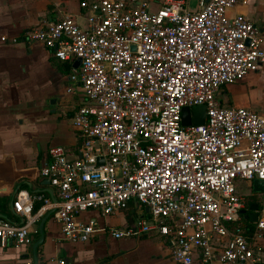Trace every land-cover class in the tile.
Returning <instances> with one entry per match:
<instances>
[{
	"label": "built area",
	"instance_id": "1",
	"mask_svg": "<svg viewBox=\"0 0 264 264\" xmlns=\"http://www.w3.org/2000/svg\"><path fill=\"white\" fill-rule=\"evenodd\" d=\"M238 1L81 0L84 26L68 13L23 31L24 41L79 61L71 79L84 101L72 121L82 145L73 159L48 148L40 173L57 198L34 211L42 196L18 191L19 220L0 217L1 247L32 244L47 211L64 240L90 241L98 228L80 215L108 216L135 200L147 216L112 237H162L175 264H264V114L217 96L264 65V24L229 15ZM197 104L203 123L183 126L182 109ZM255 179L263 187L248 226L237 182Z\"/></svg>",
	"mask_w": 264,
	"mask_h": 264
},
{
	"label": "crops",
	"instance_id": "2",
	"mask_svg": "<svg viewBox=\"0 0 264 264\" xmlns=\"http://www.w3.org/2000/svg\"><path fill=\"white\" fill-rule=\"evenodd\" d=\"M80 1L0 0V217L19 220L11 202L20 190L42 196L43 200L35 201L34 211L44 200H56L54 188L40 173L49 147H64L70 159L79 155L82 141L72 119L84 96L79 84L71 79L78 65L56 58L53 49L40 42L24 41L22 33L68 13L84 26ZM236 13L261 26L264 0H239L228 11L229 15ZM13 38L18 42L13 43ZM263 70L264 65L241 83L256 78ZM241 83L224 88L227 102L252 108L247 97L237 96L244 89ZM249 185L253 187V183ZM259 192L251 191L249 195ZM252 203L249 200V211L244 210V216L248 217ZM147 214L148 210L135 200L108 216L88 210L80 217L94 220L98 231L90 241L73 243L63 239L60 226L47 211L34 222L32 244L0 246V264H35V259L38 264H58L59 260L64 264H175L170 243L162 237L114 238L109 234L111 228L123 229L137 216ZM41 234L43 240L35 247ZM261 244L264 261V240ZM193 264L201 263L196 260Z\"/></svg>",
	"mask_w": 264,
	"mask_h": 264
},
{
	"label": "rangeland",
	"instance_id": "3",
	"mask_svg": "<svg viewBox=\"0 0 264 264\" xmlns=\"http://www.w3.org/2000/svg\"><path fill=\"white\" fill-rule=\"evenodd\" d=\"M195 0H190V7L193 8V5L195 4ZM235 83V84H240ZM241 86L244 87L239 92V95H237L239 98H248L250 102L252 103V108L256 109L257 111L264 112V70L259 72L256 78L248 81L245 80L241 83ZM227 87V86H226ZM224 89L221 88L220 92L218 93V97L222 98L223 102L227 103L228 96L225 92H223ZM228 105V104H224ZM238 192L243 195H249L251 191H254V188L249 185L250 183L244 180H239L238 182ZM250 186V188H249Z\"/></svg>",
	"mask_w": 264,
	"mask_h": 264
},
{
	"label": "water",
	"instance_id": "4",
	"mask_svg": "<svg viewBox=\"0 0 264 264\" xmlns=\"http://www.w3.org/2000/svg\"><path fill=\"white\" fill-rule=\"evenodd\" d=\"M79 61L77 60L75 62V65H78ZM204 117H205V105L204 104H197L192 106L191 108L189 107H184L182 109V115H181V124L183 126H187L190 125L192 123L194 124H202L204 121ZM99 163H102V158L98 159ZM263 187V182L261 180L255 179L253 180V188L254 191H261ZM11 206L13 209V201L11 202ZM258 208V205L256 203H252L250 205V210L251 212L248 215V218L250 221L254 222L257 219V213L256 210ZM245 211L243 210L242 213H244ZM6 218V217H4ZM43 224V220L41 221V225ZM43 240V235H40V238L35 242V247L41 243V241ZM35 264H38V261L35 259Z\"/></svg>",
	"mask_w": 264,
	"mask_h": 264
},
{
	"label": "trees",
	"instance_id": "5",
	"mask_svg": "<svg viewBox=\"0 0 264 264\" xmlns=\"http://www.w3.org/2000/svg\"><path fill=\"white\" fill-rule=\"evenodd\" d=\"M225 87H223V89H224ZM221 100H222V98H221ZM222 102H223V100H222ZM223 103H225V102H223ZM228 104H229V102H227ZM241 194V193H240ZM243 195V194H242ZM259 195V194H258ZM256 193H254V194H251V195H244L248 200H250V201H252L253 200V202L254 203H256V204H259V196H258ZM138 203V202H137ZM128 206V205H127ZM36 209V207H34V210ZM126 209V208H125ZM143 216H145V215H143ZM138 217V216H137ZM136 217V218H137ZM245 221V223L249 226V225H251V223L248 221V220H244Z\"/></svg>",
	"mask_w": 264,
	"mask_h": 264
}]
</instances>
